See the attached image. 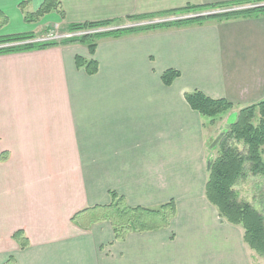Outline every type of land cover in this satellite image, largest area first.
Returning <instances> with one entry per match:
<instances>
[{"label":"crops","instance_id":"obj_1","mask_svg":"<svg viewBox=\"0 0 264 264\" xmlns=\"http://www.w3.org/2000/svg\"><path fill=\"white\" fill-rule=\"evenodd\" d=\"M23 1L0 0V36L244 0H58L63 16L31 22ZM77 56L95 60L97 73L76 67ZM168 70L179 73L170 86L161 79ZM194 91L233 105L214 138L185 99ZM261 102L263 17L108 36L93 55L77 43L0 55V264L10 256L17 264H264L243 227L205 196L210 146L241 109ZM110 192L151 210L173 200L175 216L168 228L122 240L108 222L89 230L72 222L110 204Z\"/></svg>","mask_w":264,"mask_h":264},{"label":"trees","instance_id":"obj_2","mask_svg":"<svg viewBox=\"0 0 264 264\" xmlns=\"http://www.w3.org/2000/svg\"><path fill=\"white\" fill-rule=\"evenodd\" d=\"M29 2L30 0H25L19 4L26 21H35L43 15L56 10L61 16L64 14L58 0H45L34 13L25 11ZM261 4H264V0L213 3L200 7L187 5L178 10L127 17L124 20L72 23L65 26L61 32L81 35L73 36L60 43L31 42L33 39H37L32 34L0 36V55L41 50L51 46L75 43L86 45L90 55H93L97 42L104 37L201 23L208 19L264 18V7L250 8L210 17L168 21L141 26L140 28H126L90 35L85 34L118 26L122 21L131 22L157 20L164 17L168 19L172 17H186L207 11H222L235 7H253ZM0 17L5 20L2 12H0ZM75 64L76 67L84 69L88 75H94L98 71V65L93 59L87 60L77 56ZM178 76L179 73L177 71L168 70L162 74L161 79L164 85L170 86ZM185 99L190 108L198 112L203 118L209 120L210 124H213L216 118L233 108V105L226 100L211 99L198 91L186 94ZM256 112L259 114L258 117L256 116ZM263 147L264 102H261L257 105L241 109L236 120L226 130L224 137L214 147L217 150V156L210 161L205 187V196L218 209L220 217L231 224L241 225L244 229L245 243L260 255H264V217L254 206L239 200L236 187L241 182H245L249 176L260 177L264 180ZM6 158V155L0 156V161H5ZM110 198L111 202L108 205L94 206L76 213L72 217V222L83 230H89L91 226L100 222H108L113 229L115 239L122 240L129 233H145L168 228L176 213L173 200L158 209L151 210L141 207H131L124 197L114 192H110ZM13 240L18 244L20 249H25L29 246V241L22 231L15 232ZM3 264H17V262L13 256H10Z\"/></svg>","mask_w":264,"mask_h":264},{"label":"rangeland","instance_id":"obj_3","mask_svg":"<svg viewBox=\"0 0 264 264\" xmlns=\"http://www.w3.org/2000/svg\"><path fill=\"white\" fill-rule=\"evenodd\" d=\"M240 8L241 7H235V8H230V9H240ZM224 10H228V9H224ZM214 12H217V11H207V12H202V13H214ZM202 13H200V14H202ZM178 18H180V17H176V18L172 17L169 19H172L171 21H174V20H177ZM167 19L168 18L164 17L162 19L159 18L157 20L131 21V22L122 21L118 24V26L117 25L112 26V27L106 28L104 30L101 29L99 31H102L101 33H103V32H112V31L126 29V28H140L141 26L159 24V22L163 23ZM156 22H158V23H156ZM147 23H149V24H147ZM61 31H62V29H59L58 27H56L54 29L52 28V30H49V31L46 30L42 34L36 35L37 39H33V41H31V42L60 43L62 41L69 39V38H63L62 36H60V35H62L61 33H63V35H65V33H66V32H61ZM89 33L93 34L92 32H89ZM80 35H78V36H80ZM70 38H72V36ZM227 113L216 118V120L214 121L213 124H210L209 120L206 119V129L210 133L212 138L216 137L218 130L221 128V126H223V124L228 123L229 115ZM256 116L257 117L259 116L258 112H256ZM213 152H214V156L216 157L217 156V150L214 149ZM250 178H251L250 181H247L246 183L241 182L236 187V191L239 194V200L246 202V203H249L252 206L256 205V206L264 209V180L260 177H255V178L250 177Z\"/></svg>","mask_w":264,"mask_h":264},{"label":"water","instance_id":"obj_4","mask_svg":"<svg viewBox=\"0 0 264 264\" xmlns=\"http://www.w3.org/2000/svg\"><path fill=\"white\" fill-rule=\"evenodd\" d=\"M258 7H264V4L261 5H257V6H253V7H245V8H240V9H228V10H222V11H217L214 13H202V14H196V15H192V16H186V17H181L177 20H185V19H192V18H200V17H210V16H216V15H221V14H227V13H232V12H236V11H241V10H245V9H250V8H258ZM102 31H94L92 32L93 34L96 33H101ZM85 34H90V33H85ZM228 129V128H226ZM225 133H222L217 139L216 141H214L212 143V145L210 146V148H214L219 142L220 140L224 137ZM211 161V160H210ZM210 161L208 162V168L210 166Z\"/></svg>","mask_w":264,"mask_h":264},{"label":"built area","instance_id":"obj_5","mask_svg":"<svg viewBox=\"0 0 264 264\" xmlns=\"http://www.w3.org/2000/svg\"><path fill=\"white\" fill-rule=\"evenodd\" d=\"M172 19H167L166 21L168 22V21H171ZM165 21V22H166ZM163 22V21H162ZM156 23H158V22H156ZM160 23V22H159ZM147 24H149V23H147ZM153 24V23H152ZM62 35H60V36H62L63 38H70L71 36L73 37L74 36V34H70V33H65V35H63V33H61ZM52 38V37H51Z\"/></svg>","mask_w":264,"mask_h":264}]
</instances>
